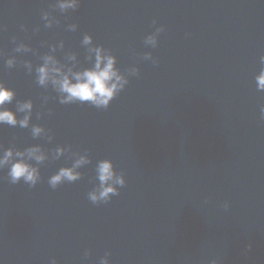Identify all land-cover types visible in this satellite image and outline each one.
<instances>
[{"label": "water", "instance_id": "water-1", "mask_svg": "<svg viewBox=\"0 0 264 264\" xmlns=\"http://www.w3.org/2000/svg\"><path fill=\"white\" fill-rule=\"evenodd\" d=\"M54 3L0 0V79L16 90L7 107L32 99V124L54 134L49 142L30 127L0 126L4 148L49 152L35 187L11 184L0 170V264H100L108 252L110 264H264V91L255 81L264 67V0H81L63 13ZM44 11L59 23L44 27ZM161 25L158 46H145ZM86 33L122 71L140 69L107 109L59 103L20 62L35 68L55 43L61 60L75 51L88 67ZM20 42L33 52H14ZM146 52L159 63L144 60ZM12 55L18 62L8 68ZM58 145L88 151L91 162L81 179L53 189L49 177L74 160L54 159ZM105 158L127 183L95 204L88 192Z\"/></svg>", "mask_w": 264, "mask_h": 264}, {"label": "clouds", "instance_id": "clouds-1", "mask_svg": "<svg viewBox=\"0 0 264 264\" xmlns=\"http://www.w3.org/2000/svg\"><path fill=\"white\" fill-rule=\"evenodd\" d=\"M81 0H55L54 8H58L62 13L69 10H75L80 7ZM42 19L45 21L44 27L50 28L59 20L53 16L52 12L44 11ZM156 21H153L155 24ZM23 27V26H22ZM68 29L76 31L79 27L77 23L69 24ZM165 30L161 25L144 39L145 46L155 48L159 43V35ZM39 31V27L35 29ZM16 37H13L15 42ZM82 46L86 48V59L90 66L84 67L78 58L79 53L71 51L65 54L63 60L57 55V45L53 43L50 51L44 53L40 59L41 64L33 66L31 60L20 61L29 74L35 71L36 83L44 88L49 85L58 93V100L61 104L70 103H90L96 108L107 109L113 99L118 96L129 84L131 76L139 75L138 66H131L126 71H122L118 66V57L110 49L105 48L103 44L94 43V37L86 33L81 41ZM64 41L61 40L59 48L63 49ZM16 53L33 52L31 45L20 42L13 49ZM38 51V50H37ZM3 50H0V56H3ZM144 60H152L158 64L159 60L153 57L152 52L143 54ZM18 62L15 55L9 56L6 60V66L13 68ZM261 65H264V55L260 57ZM79 66V67H78ZM257 90L264 91V67H261L255 77ZM16 98V90L6 85L3 79H0V126L7 124L9 126L31 129L34 138L46 137L49 142L54 139L51 129H46L42 124H32L34 101L32 99L16 100V107L12 109L7 107ZM48 96L43 97V104H47ZM51 110L49 109V112ZM23 113V116L18 115ZM43 112L38 113L37 118H42ZM261 119H264V105L260 107ZM54 159L58 160L66 153L69 158H74L70 166L60 167L48 179L49 185L55 189L64 182H75L82 178L83 173L80 169L91 162L88 151L83 153L72 151V146L58 145L53 149ZM49 160V152L41 144H34L20 149L15 146L4 148L0 145V170L7 169V178L11 184H18L21 181L35 187L41 180L40 166ZM98 180L96 186L88 192V199L95 204L101 202L107 203L113 195L120 192V188L126 185L127 180L123 171H117L115 163L110 158L101 159L96 165V176ZM224 207H229L225 202ZM251 247V245H249ZM90 255V250L85 252V257ZM111 253H106L100 260V264H110ZM51 264H57L53 258ZM211 264H219L217 260H212Z\"/></svg>", "mask_w": 264, "mask_h": 264}]
</instances>
